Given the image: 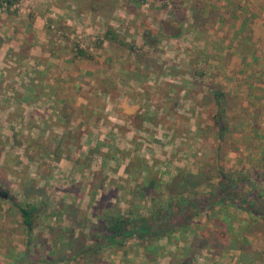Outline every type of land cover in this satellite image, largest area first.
<instances>
[{
    "label": "rangeland",
    "instance_id": "rangeland-1",
    "mask_svg": "<svg viewBox=\"0 0 264 264\" xmlns=\"http://www.w3.org/2000/svg\"><path fill=\"white\" fill-rule=\"evenodd\" d=\"M14 2L16 4L10 7L0 8V17L2 13L5 17L6 12L9 16L12 12H16V16L21 20L27 18V22L33 23L38 15V29L42 26L41 29L45 31L42 43H47L48 48L54 49L53 57L56 58L61 54L68 55L71 62H74L72 60L77 50L84 49L83 46L86 47L87 43L98 45L102 39H106L104 54L108 58L104 59L108 61V64L111 58L118 62L122 61L123 64L122 67L118 64L114 65L113 61L105 70V72L111 71L107 79V88L112 93L113 99L106 96L109 99L104 98L106 100L103 102L92 95L90 100H86L84 106L80 104L81 100L75 103L72 99L69 109L64 110L67 122L64 119L60 121L58 116L61 112L59 110L58 113L53 105L55 100L52 101V97L48 99L45 94L40 95L46 98L38 101V111L34 110V113L38 114L37 118L27 114L23 118L18 114H11V117L15 116V118L8 127L3 124L6 112L0 115V164L4 163V168L0 169V177L6 179V174H11V180H4L5 189H9L15 199L22 204L39 202L42 207H47L46 221L44 220L46 223L38 221L28 246L25 242L26 232L21 228L18 216L9 209L13 206L8 201L0 200V208L4 214L0 221V228L8 230L10 241L7 242L10 246H7L5 250H10L9 253L12 254L10 258L0 255V264H12L11 257H18L19 253L23 255L26 251H30L29 257L35 259L33 264H40L36 260L40 256L38 244L34 245V241L35 238L38 241V233L41 235L39 237L41 241L45 239L46 234H50L48 225L54 218V209L85 207L81 210L77 208L80 211L79 214L86 216L89 213L90 218L97 221L105 215V209L111 212L119 207H135V209L136 207H161L162 203L166 205L170 202L167 200L168 197L181 191L185 196L193 195V193L206 194L210 191L212 184L217 181L215 175L218 166L229 174L241 173L246 177L252 176L254 179L257 176H264V117L249 116L247 109L242 110V108L236 111L238 114H229L228 111V117L224 116L226 129L220 133L215 124V116L210 113V94H205L206 102L209 104L205 107L198 105L200 98L203 99L205 96H196L189 90H207L205 86H208L209 90L211 79L209 77L213 76L215 79L212 80L214 82L211 84H213L219 81L218 79L224 80L225 73L230 77L245 76L253 79L252 72L259 70L258 67L264 63V53L240 49L231 51L235 47L234 43H241L244 46L255 44L251 42V36L215 35L205 39L198 35L201 41L199 44L195 41L194 44L196 37L190 33V22H193V19L186 20L183 16L185 13L178 4H165L164 1L159 0H143L142 2L136 0H38V5L34 0L28 4H22L20 0H14ZM248 3L249 7L245 6V8L249 12L258 4L264 6V0H248ZM57 7L61 9L57 10ZM247 11L244 10L242 15H246ZM59 13L66 20L61 18L58 23L55 20ZM87 13L89 15L85 17L84 14ZM95 15H100V18L95 20L92 18ZM213 15L211 13L209 17ZM182 18L185 19L183 23ZM261 21L264 28V16L261 17ZM194 22L200 26L205 23L200 14H197ZM229 22L234 25L240 20L235 19ZM3 26H6L5 23L0 25V33ZM245 33H248V30ZM2 39L3 36L0 35V43ZM40 39L41 37L38 36V40ZM260 40L264 43V39ZM202 45H211L215 48L213 54L216 56L211 55L209 60L212 58V60L221 61L223 66L227 64V67L223 69L220 66V69L224 71L223 74L220 70L216 71L206 65L204 61L208 60V57L205 60L201 59L204 63H198L199 72H194V64L190 61L200 58L201 53L196 49L200 51ZM192 47L195 48L194 51L191 50L195 58H191ZM224 49L226 52L223 51ZM258 53L263 59L256 56ZM43 54L38 52L39 64L47 65L48 62L49 64L46 68L47 75H42L41 72L38 74L40 83L45 87L46 83L55 85L57 91H60L61 86L54 81L56 78L50 75L51 69H54L56 64L49 60V56H43ZM234 56L246 57L233 66L234 74L230 75L232 68L229 63ZM146 63L152 66H146ZM24 74L22 69L15 72L12 80H9L10 82H7L3 89L7 91L16 86L19 87L18 83L13 87L15 84L13 85L12 82L20 81V78L23 83H27L31 76L27 74L24 76ZM15 75L16 79H14ZM47 76L52 77L50 81H47ZM65 82H67L66 79L62 84L70 85ZM183 88L186 89L183 90ZM94 92L95 90H92L93 94ZM46 93L49 95V92ZM77 93L73 91L69 95L73 96ZM136 93L143 99L142 105H139V112L138 106L128 111L126 105L121 103V98L124 95L128 94L129 97ZM82 94L84 93H78V95ZM196 99L197 103L194 102ZM1 103L6 104L5 101ZM106 103L108 109L101 115ZM128 104H132L131 97ZM87 105L90 109H95L99 115L91 119L92 133L83 135V132L89 128V123L86 122L89 109ZM142 107L146 109L142 111ZM0 111H3L1 107ZM28 113L33 112L31 110ZM228 119L231 127L229 132L227 131ZM69 120L75 122V127L74 130L70 128L68 133H65L64 140L60 127H65ZM258 122L262 125L260 132L250 127L251 123ZM246 125L252 128L248 133L244 132ZM5 137L11 138V141L7 140L9 142L7 143ZM252 143H256L255 147ZM59 144L60 147L56 149ZM239 144L242 147L250 145L252 151L249 152V149L245 147L240 149ZM83 147H85L84 150ZM62 156L68 161L72 160L81 164L77 166V172L71 169L73 165L65 161ZM103 159L109 161L105 163ZM56 160H60L61 165L53 163ZM253 163L258 165V169L252 168ZM136 168L141 174H136L137 181L134 182L131 181L134 177H127V171L129 169L134 172ZM93 172L96 174V179L92 178ZM142 177L155 179V186L149 187L144 198L139 196V190L135 188L136 183L141 184L143 181ZM205 181H208V184ZM101 182L105 183V186L100 191L98 188ZM89 183H92L91 188ZM154 196L156 201L155 206H152L151 198ZM215 207H219V204ZM229 207L231 211L229 214L236 216L235 219L243 216L247 218L248 215L244 210L238 209L235 205ZM58 214L61 215V213ZM69 218L74 220L76 216L72 215ZM196 219L206 221V215L201 213L196 216ZM65 220L68 221V219ZM254 222L253 229L249 230L251 232L260 227L258 220ZM209 227L214 231L213 225ZM178 235H181V232H178ZM192 235V231L186 233L190 239ZM219 242L221 243V240L216 242L215 253L210 248H202L192 257L190 264H242L239 262L240 253L237 249L222 248ZM132 245L127 246L125 250L132 251ZM160 245L166 247L165 251L170 249V244H166L165 240H161ZM122 250V248L116 250L111 248L110 252ZM138 250V248L134 249V251ZM117 255L120 256V254ZM105 259L104 264H109L111 260L112 263L117 264L121 258ZM160 263L167 264L166 260ZM57 264L62 263L57 262ZM74 264L77 262L75 261Z\"/></svg>",
    "mask_w": 264,
    "mask_h": 264
},
{
    "label": "crops",
    "instance_id": "crops-1",
    "mask_svg": "<svg viewBox=\"0 0 264 264\" xmlns=\"http://www.w3.org/2000/svg\"><path fill=\"white\" fill-rule=\"evenodd\" d=\"M22 4H28L31 3L32 0H20ZM45 1V0H44ZM112 1V0H111ZM164 1L165 4H178L182 11H184V17L187 20V18H192L193 22H190V33L193 34L192 36H195L194 44L196 42L201 41V38H198L200 35L201 37H210L215 35L220 36H232L235 35L237 37L245 35L251 36V42H255V44L244 46L241 43H234L235 47L231 49V51H256V52H263L264 53V43H261L260 39H264V28L262 26L261 17L264 16V6L262 4H258L256 8L252 11H247L245 6H248V0H159ZM261 1V0H260ZM35 3L38 5V0H34ZM14 4H16L14 2ZM263 6V7H261ZM249 7V6H248ZM57 10H60V7L56 8ZM247 11L246 15H242V13ZM241 12V15L239 13ZM213 13L214 15L209 17V15ZM197 14H200L201 18L205 21L203 26H200L198 23L194 22V19L197 18ZM16 12H12V14H9L6 12L5 17L4 14H1L0 17V25L3 26L2 33H0L1 36H3L2 42L0 43V107L3 109V111H0V115H2L3 112H6V116L4 118V126L10 127L13 121V118L15 116L11 117V114H18L19 117H24L26 114L33 116V118H37L38 114L34 113V110L38 111V101H40L42 98H48L52 97V101H54L53 105L56 108L57 111L60 110L61 113L65 115V109H69L72 103V99H74L75 103L78 102V100H81V103L83 106L86 105V100H90L92 95L97 96L98 99L104 102V100L109 99L108 97H111L113 99L112 93L107 88V79L111 75V71L105 72L107 67L112 64L114 61V65L118 64L122 67V61L118 62L114 58H111L110 64H108V61L106 59L108 58L104 52L106 50V39H102V42L100 44L96 45L95 43H87L86 47L83 46L84 49H81V54H77V51L75 53L74 62H71V59L68 55H58L53 57L54 49L48 48L47 43H42L43 34L45 35V31L41 29L42 26H40V29H38V15L35 17V20L33 23L27 22V18L22 19L20 17L16 16ZM89 14H84V16H88ZM65 19V17H62L60 13L57 16V19L55 20L58 22L60 19ZM92 18L95 20H98L100 18V15H95ZM234 18V19H233ZM240 18V19H239ZM184 18L181 19L182 23L185 20ZM240 20L239 23H235L234 25L230 23L229 21L233 20ZM25 20V21H24ZM59 20V21H60ZM224 20V21H223ZM59 23V22H58ZM214 23V24H213ZM221 23H226L225 25H222ZM57 24V23H56ZM184 25V24H183ZM5 27L7 29H5ZM246 30H248V33H245ZM4 31V34H3ZM87 34V33H85ZM190 34V35H191ZM82 35H84L82 33ZM184 35V33H183ZM182 35V36H183ZM188 35V34H187ZM41 37L40 40H38ZM237 39V38H236ZM196 41V42H195ZM256 41H260L259 43ZM45 44V45H44ZM206 44V43H204ZM201 50L198 49L197 52L201 53L200 58H195L194 55L191 53V50H195V48L190 49L191 58L194 57L195 59H191V63L194 64V72H199L197 67L198 63H204L206 62V65L210 67L211 69H217L220 70V72L223 74L224 71L222 70L225 68L226 65H222L221 61L212 60V56H216L213 54L215 52V48H213L211 45H202ZM62 49V48H60ZM63 51V50H62ZM226 52V49L223 50ZM38 52H43V56H49V60L56 64L54 69H51V76H54L56 80L55 82H58L61 86V90L57 91L55 85H50L49 83H46V87H50L51 89L46 88L45 86H42L41 79L38 76V74L41 72V74H46L47 71L46 68L47 65L40 63L39 64V58H38ZM86 53V54H85ZM108 55V54H107ZM212 55V56H211ZM256 56L260 59L262 55L260 53L256 54ZM208 57V60H205V58ZM245 58L246 56H234L231 60L229 65L231 66V71L229 74L233 75V66L239 62L240 59ZM79 58L81 60H79ZM106 58V59H104ZM204 58V62L201 61V59ZM83 59V60H82ZM203 60V59H202ZM120 63V64H119ZM77 64L79 66H77ZM239 64V63H238ZM146 66H152L150 63H146ZM222 69H220L221 67ZM120 67V70L122 69ZM27 74L30 75L31 78H28V82L21 81H13L12 84L13 87L16 86L18 83L19 87H15L14 89L5 90L3 87H5L7 82H10L12 80V77L14 76L15 72L18 70H21ZM259 70L252 72V77H230L225 73L224 80L218 79L219 81H215V83L211 84L213 79V76L209 77L210 79V85L209 90L208 86H205V88L208 90L203 89H189L190 92L194 93V95H201L205 96L203 99L200 98V101L198 105L207 107L206 102V95L210 94V113L212 115H216L218 113H221L223 116L228 117V111L229 114H238L236 112L238 109L242 108V110L247 109L249 116H258V117H264V63L261 65V67H258ZM112 70V66H111ZM115 70V69H114ZM15 71V72H14ZM30 71V72H29ZM213 72V71H211ZM227 72H229L227 70ZM210 74V72H208ZM24 74V76H25ZM86 76V78H85ZM48 77V76H47ZM16 75L14 79H16ZM52 77H48L47 81H50ZM82 78V79H81ZM262 78V79H260ZM30 79V80H29ZM67 80L65 82L66 84H70L65 86L62 84L63 80ZM10 80V81H9ZM53 81V80H52ZM82 81V82H81ZM150 84V83H149ZM196 84V83H195ZM22 85V86H21ZM91 88V91H90ZM186 88H183L185 90ZM92 90H95L94 94L92 93ZM78 92V93H84L82 95H76L70 96V93ZM49 92V95L48 93ZM45 94L46 97H42L40 95ZM58 94V95H57ZM55 95V97L53 96ZM91 96V97H90ZM108 96V97H106ZM220 97L219 99L222 100L221 105H217L215 102L216 97ZM129 97H131L132 104H128ZM128 97L127 95H124L121 98V103H124L128 109V111L131 110V108H135L138 106V112H139V105H142L143 99L140 95L136 93L134 95H130ZM106 98V99H104ZM190 99V98H189ZM68 100V101H67ZM5 101L6 104H2L1 102ZM51 102V101H50ZM195 103H197L194 100ZM52 103V102H51ZM59 106V107H58ZM89 108V105H87ZM67 109V110H68ZM104 109V110H103ZM102 110L101 115L105 110L108 109V104L106 103L104 105V108ZM142 111H144L146 108L142 107ZM33 113H28L31 111ZM115 111L116 108H115ZM101 112V110H100ZM88 118L86 119V122L89 123V128L86 132H83V135H86V133H92L91 131V119L94 118L95 115H99L95 109H88L87 111ZM93 115V116H92ZM100 115V117H101ZM109 115V113H107ZM99 117V116H98ZM109 118V116H107ZM18 120V119H17ZM248 123V122H246ZM75 122L73 120H69L68 124L65 125L64 131L67 134L68 130L72 128L74 130ZM104 125L103 123H101ZM255 126V127H254ZM250 127L255 129L256 131L260 132L262 131V125L260 122L258 123H251ZM248 127V125L245 126V133H248L251 131L252 128ZM38 129V125L36 126ZM62 128V127H61ZM230 122L229 119L227 120V131H230ZM77 129V128H76ZM75 129V130H76ZM226 129V126L224 130ZM78 130V129H77ZM85 131V130H83ZM243 133V132H242ZM247 135V134H245ZM60 136V135H59ZM239 137V136H238ZM5 140L11 141V138L8 139L5 137ZM7 143H9L7 141ZM60 143V142H59ZM72 144V143H71ZM255 147L256 143H252ZM259 144V142H258ZM244 145V144H243ZM60 146V144L58 145ZM56 147V145L54 146ZM240 149L241 148H248L249 152L252 151V148H250V145L247 146H241L239 144ZM85 147L82 149L84 150ZM53 156V155H51ZM65 161L72 164L73 167L72 170L75 169V172H77L76 168V161H68L64 156H62ZM61 160H63L61 158ZM60 161V160H59ZM58 160H56L53 163H59ZM106 161H109L108 159H103V162L106 163ZM61 165V163H59ZM254 169L257 168V164L253 163ZM79 172V171H78ZM250 174V172H249ZM6 179L11 180V174H6ZM127 175V174H126ZM14 177V175L12 174ZM133 175H129L127 177ZM252 177V176H251ZM15 178V177H14ZM93 179H96V174L93 172ZM123 178V177H120ZM257 182L259 183V188L264 191V176L263 177H255ZM254 179V178H253ZM122 180V179H121ZM92 183H89V188H91ZM105 186V183L101 182L99 184V190L101 191ZM68 190V188L66 189ZM72 194V193H71ZM71 207H62L60 209H57L59 213H61L60 218H52V222L49 223L48 227H50L51 224L53 226H60V225H66L69 229H74L73 234L74 237L79 236L78 230L82 227L87 228V224L89 222L95 223L97 221H94V219L90 218L91 216L89 213L86 216L76 215V219L71 220V218L68 217V215L72 214L75 215L77 213V209L75 213L71 212ZM79 210L85 209V207H76ZM158 207H119L118 209L115 208L111 212H119L121 214H125V216L129 217V219H134L138 214H144L149 213L150 215H153ZM228 212H231L228 210ZM105 215L101 217L103 219L106 217V215L110 214V211L108 209L104 210ZM145 215V214H144ZM233 216V214H232ZM244 217V216H243ZM87 218V219H86ZM65 219H68L66 221ZM86 219V220H85ZM99 219V220H101ZM195 221H198L201 223V226H209L212 225L209 222H206L204 219H195ZM255 219H253L251 222L250 220L248 223H244L242 227L245 229L244 231H247L244 233V239L249 241L250 243H253L255 241V237L252 234L250 229H253V224ZM45 222V221H44ZM206 222V223H205ZM227 222L233 223L231 226H234L238 221L235 219H228ZM46 223V222H45ZM40 226V225H39ZM259 229L257 234V238L260 239V245L261 250L264 249V221L259 220ZM85 232V231H84ZM178 232H181V235H178ZM189 231H174L169 237L162 236L158 240H150L147 242L145 239H139L136 236L131 237L126 240L122 247V251H115L110 252V249L113 248L116 250L117 248L111 246H105L100 251V259L97 264H104L105 258L115 257V258H121L117 262V264H161L160 261L166 260L167 264H172L173 260L175 261V264H179L181 261H186L188 258V252H190V248L193 246V242L195 240H200L203 238L201 232L199 230H194L192 228V237L191 239L186 236V233ZM251 232V233H250ZM85 235H82V238L85 239V241L88 243H91V236L89 235L88 231L87 233H84ZM38 236L40 237V233H38ZM44 236V235H42ZM47 236V237H46ZM242 238V239H243ZM44 239V238H43ZM45 239L47 241L48 245H51L53 242L50 238V234L45 235ZM165 240V243L170 244V249H167L168 251H165L166 247H163L160 245V241ZM132 245L133 250L128 251V249L125 250L127 246ZM172 246V247H171ZM131 247V246H130ZM135 248H138V251H134ZM174 248V249H173ZM214 249V248H213ZM212 251L215 253L216 251ZM258 250V248H257ZM107 252V253H105ZM198 252L197 249L194 250V253H191V259L192 257L196 255ZM117 254H120L118 256ZM256 256V262L264 264V250L255 254ZM238 258V257H237ZM239 262L242 264H251L252 261L248 260L247 262L244 260H241L239 257ZM110 260V259H109ZM244 261V262H243ZM233 262V261H232ZM109 264L112 263V260ZM233 264V263H229Z\"/></svg>",
    "mask_w": 264,
    "mask_h": 264
},
{
    "label": "trees",
    "instance_id": "trees-1",
    "mask_svg": "<svg viewBox=\"0 0 264 264\" xmlns=\"http://www.w3.org/2000/svg\"><path fill=\"white\" fill-rule=\"evenodd\" d=\"M136 1L142 2L143 0ZM13 4L14 0H0V8L4 6L10 7ZM77 54H81V49L77 50ZM219 98L218 96L215 99L218 106L222 102ZM57 112L59 113V111ZM58 117L60 121L64 119L67 122L63 113ZM215 124L220 133L224 131L226 119L221 113L215 115ZM64 130V127H62L61 133L65 140ZM76 165L79 167L81 164L76 162ZM1 168H4V163L0 164ZM127 172L129 175H133L134 178L131 181L134 182L137 181L136 174H141L138 172V168L134 172L128 169ZM215 178L217 181L212 184L210 191L206 194L193 193V195L189 194L185 196L182 191L181 193H175L168 197L167 200L170 202L166 205L162 203L161 207L159 206L153 215L140 213L134 219H129L125 214L119 212H110L109 215L107 214L106 217L97 220L95 223L89 222L87 228L84 229L85 225L77 229L79 233L77 237H74V229H69L66 225L56 227L51 224L49 227L50 238L53 241L51 245L47 244L46 239L41 241L38 236L37 241L35 238L34 245L38 244V252H40V256L36 260L40 264H57V262L74 264L75 261L77 264H97L100 260V251L105 246L122 248L126 240L131 237L136 236L148 242L150 240H158L162 236L170 238L174 231H192L193 228L194 230H199L203 238L193 242L194 244L190 248L191 251L187 253L189 255L187 260L181 261L179 264H190L191 253H194L195 249L210 248L212 250L214 248L213 250H215L217 246L216 242L220 240L221 243L219 242V244L222 248L237 249L241 260L246 262L251 260V264H258L255 259L257 255L255 254L264 250H261V242L257 238L256 233L258 230L253 231L254 233L252 232L254 237H256L255 241L250 243L243 238L244 233L247 231H244L245 229L242 225L248 223L249 220L251 222L253 219L264 221V191L259 188L260 185L256 179L246 177L241 173L235 175L229 174L222 170L221 166L217 167ZM142 179L141 184L136 183L135 188L139 190L140 195H138L144 198L147 195L146 192L149 187L153 188L155 186V179H150V177H142ZM4 180H6L5 177H0V200L8 201L13 206L9 207V209L18 216L21 228L26 232L25 242L29 246L33 230L38 221L46 219L47 207H42V204L39 202L33 204L20 203L9 189H5ZM205 182L208 184V181ZM151 201L152 206H155V196L151 198ZM217 204H219V207H215ZM233 205L240 210H244L248 215L247 218L235 219L236 216L233 217L232 214H229V206ZM70 209L72 210L71 212L75 213L77 208L71 207ZM53 212L55 213L53 215L55 218L57 216L60 218L57 209H54ZM78 213L80 211L77 209V213L73 216L75 217ZM201 213L206 215V222L211 223L215 227L214 231L209 229L211 227L201 226L200 222L195 221L196 216ZM3 215L0 208V221ZM69 216L71 217L72 214ZM228 219H235L238 222L234 226H231L233 223L227 222ZM87 231L91 236V243H87L82 238V235H85L84 233H87ZM9 238L8 230L0 228V255L7 258H10L12 255L9 253L10 250H5L7 246H10V243L8 244L7 242L10 241ZM35 250L37 251V249ZM29 253L30 251H26L23 255L19 253L18 257H11L12 264H33L35 259L30 258ZM172 264H175L174 260Z\"/></svg>",
    "mask_w": 264,
    "mask_h": 264
}]
</instances>
